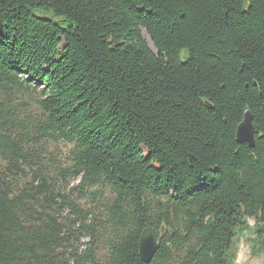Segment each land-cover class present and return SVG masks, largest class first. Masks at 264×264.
<instances>
[{
	"label": "trees",
	"instance_id": "1",
	"mask_svg": "<svg viewBox=\"0 0 264 264\" xmlns=\"http://www.w3.org/2000/svg\"><path fill=\"white\" fill-rule=\"evenodd\" d=\"M251 217L264 0H0V264H233Z\"/></svg>",
	"mask_w": 264,
	"mask_h": 264
},
{
	"label": "water",
	"instance_id": "2",
	"mask_svg": "<svg viewBox=\"0 0 264 264\" xmlns=\"http://www.w3.org/2000/svg\"><path fill=\"white\" fill-rule=\"evenodd\" d=\"M255 126L253 125V116L250 110L245 112L243 121L237 129V139L239 142H247L251 146L255 145ZM167 227L162 225L160 231L154 227L148 226L144 229L140 238V256L149 262L156 254L159 248V239L166 234Z\"/></svg>",
	"mask_w": 264,
	"mask_h": 264
},
{
	"label": "rangeland",
	"instance_id": "3",
	"mask_svg": "<svg viewBox=\"0 0 264 264\" xmlns=\"http://www.w3.org/2000/svg\"><path fill=\"white\" fill-rule=\"evenodd\" d=\"M47 17L58 20V18H56L53 14H50ZM147 37L149 38V36ZM149 41H150V38H149ZM150 44L152 46V42ZM34 90L35 92H38L36 89ZM57 149L60 152V154H65L68 150V147L66 144H60L57 147ZM78 182L79 180H76V183ZM103 190L106 193V197L110 198L111 197L110 189L103 188ZM88 203H92V199ZM256 227H257V223H256L255 228H253V226L248 223V219H247V227L242 228L243 230L241 229V231H237V234L235 238L233 239L231 250L229 252V254L233 258V264H234V261L237 255L243 251L245 245H251V251L250 253L247 254V260L245 261V264H264V250L258 251V244L255 242V238L257 235ZM100 256H101L100 261L102 264H104L105 256L103 255L102 252L100 253Z\"/></svg>",
	"mask_w": 264,
	"mask_h": 264
},
{
	"label": "clouds",
	"instance_id": "4",
	"mask_svg": "<svg viewBox=\"0 0 264 264\" xmlns=\"http://www.w3.org/2000/svg\"><path fill=\"white\" fill-rule=\"evenodd\" d=\"M248 223L255 228L256 226V219L255 217L248 218ZM251 251V245H245L244 249L241 253H239L234 261V264H245L247 260V254Z\"/></svg>",
	"mask_w": 264,
	"mask_h": 264
}]
</instances>
